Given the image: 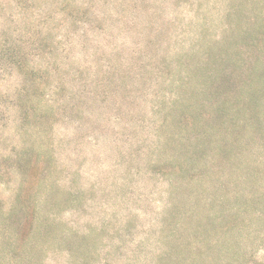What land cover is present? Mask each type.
<instances>
[{"label": "rangeland", "instance_id": "1", "mask_svg": "<svg viewBox=\"0 0 264 264\" xmlns=\"http://www.w3.org/2000/svg\"><path fill=\"white\" fill-rule=\"evenodd\" d=\"M0 264H264V0H0Z\"/></svg>", "mask_w": 264, "mask_h": 264}]
</instances>
